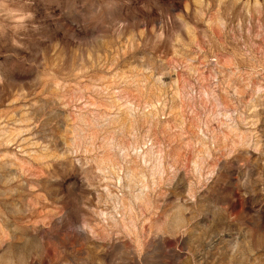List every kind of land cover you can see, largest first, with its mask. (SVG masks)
<instances>
[{"label":"rangeland","instance_id":"1","mask_svg":"<svg viewBox=\"0 0 264 264\" xmlns=\"http://www.w3.org/2000/svg\"><path fill=\"white\" fill-rule=\"evenodd\" d=\"M0 264H264V0H0Z\"/></svg>","mask_w":264,"mask_h":264}]
</instances>
